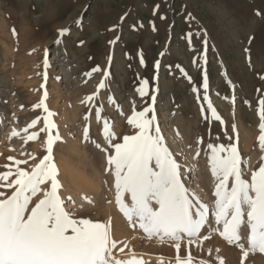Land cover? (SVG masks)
<instances>
[{"label":"rangeland","instance_id":"rangeland-1","mask_svg":"<svg viewBox=\"0 0 264 264\" xmlns=\"http://www.w3.org/2000/svg\"><path fill=\"white\" fill-rule=\"evenodd\" d=\"M63 29L67 33L60 35ZM42 97L44 106L34 107ZM262 101L264 0H0V173L14 172V160L27 161L18 167L31 171L48 154L49 134L40 129L53 113L51 134L59 139L50 145L51 161L64 211L75 219L110 222L113 240L123 236L112 249L117 260L131 261L124 257L128 248L155 256L142 264H175L177 255L189 253L191 264H219L217 258L241 264V249L222 238L216 223L218 180L208 145L223 146L221 156L234 146L244 161L241 178L250 180L264 164L258 141ZM149 106L145 119L155 116L151 129L159 128L178 163L193 210L196 200L208 209L193 243L186 236L148 238L116 203L107 158L114 155L113 144L137 131L127 122L133 112ZM34 120L35 127L23 131ZM32 133L39 135L27 140ZM82 175L97 188L81 190L70 182L73 176L80 183ZM231 183L230 177L229 188ZM49 186H40L29 210ZM0 191L11 195L13 189ZM123 202L131 203L127 194ZM248 233L247 225L241 227L245 250ZM243 264H264V253L249 251Z\"/></svg>","mask_w":264,"mask_h":264},{"label":"snow or ice","instance_id":"snow-or-ice-1","mask_svg":"<svg viewBox=\"0 0 264 264\" xmlns=\"http://www.w3.org/2000/svg\"><path fill=\"white\" fill-rule=\"evenodd\" d=\"M66 33L67 29L59 30L60 35ZM141 94L146 93L141 90ZM43 102L44 97L34 107H43ZM44 110L48 112L46 108ZM151 111L149 106L139 113L133 112L127 122L137 131L123 136L121 143L113 144L114 155L107 158L114 169L116 203L125 218L138 223L148 238L167 236L175 241L186 236L189 243H193L208 209L196 200L199 207L193 210V201L179 179L178 163L165 146L159 128L151 129L155 116L145 119ZM51 115L53 113L48 112V117ZM259 115L261 135L258 141L264 151V110ZM48 117L44 118V128L40 129L41 132L47 130L49 134L45 142L49 145L46 149L48 154L31 171L18 167L27 161L9 157L17 166L15 171L4 165L9 170L0 173V188L13 189L11 195L0 191V264H142L141 261H120L112 256V249L118 242L110 238V222L106 225L89 219H75L64 211L63 201L57 194L60 184L51 161L50 148L59 136H52L51 128L55 125H50ZM36 123V120L32 121L23 131L27 132ZM106 131L111 138L110 129L106 128ZM11 135L19 133L13 131ZM38 135L32 133L27 140H34ZM208 149V164L218 180L214 191L217 197L216 223L222 224V238L241 249L243 264L249 251L264 253V164L251 173L250 180H245L241 178L244 161L234 146L227 150L230 154L226 156L219 155L226 151L223 146L209 144ZM261 160L264 161V157ZM13 176L15 179L10 180ZM230 177L232 183L229 188ZM48 182L50 186L43 190V198L29 210L33 197L42 192L40 186ZM125 194L130 198V204L123 202ZM244 225L249 229L248 250L240 243V229ZM174 247L179 253V243ZM217 259L219 264H224L222 258ZM191 261L190 253L184 259L177 255L175 264H191ZM200 264L206 262L200 261Z\"/></svg>","mask_w":264,"mask_h":264},{"label":"bare ground","instance_id":"bare-ground-1","mask_svg":"<svg viewBox=\"0 0 264 264\" xmlns=\"http://www.w3.org/2000/svg\"><path fill=\"white\" fill-rule=\"evenodd\" d=\"M73 169V168H72ZM72 171V170H71ZM74 172V177H76V176H80L79 175V171H77V170H74L73 171ZM71 173V172H70ZM83 176V175H82ZM70 182H72L73 184H75L79 189H86V188H88V187H94L95 189L97 188V184L95 185L94 184V182H93V180L92 179H90V178H88V177H86V176H83L82 177V179H81V182L80 183H76L75 182V180H74V178H73V176H71V181ZM108 224H109V222H107ZM107 224V225H108ZM111 224V223H110ZM113 225V224H112ZM112 229H111V226H110V238L113 240V238H115V236H112L113 235V231H111ZM115 232V231H114ZM116 233V232H115ZM118 233H120V232H118ZM116 235H117V233H116ZM122 235V234H121ZM119 236V237H117L118 239H114L115 241L116 240H119V242L121 243L122 241H123V236ZM118 242V244H120ZM133 242V241H132ZM131 242V243H132ZM124 243V246H126L125 244L127 243H125V242H123ZM122 243V244H123ZM129 243V242H128ZM127 243V244H128ZM133 244V243H132ZM135 246V245H134ZM137 246V245H136ZM135 246V248H137ZM132 248V247H131ZM118 249V248H117ZM119 251V250H118ZM127 252L125 253V256L124 257H126L125 259H127V257H130V260L131 261H141L142 263H144L145 261H148V260H156L155 259V256H153V255H151V254H148V253H145V252H138L136 249L133 251H131V249H128L127 248V250H126ZM116 254H118V253H116ZM115 254V255H116ZM123 254V253H122ZM114 255V256H115ZM150 260V261H151ZM152 264H155V262H152ZM162 264V263H161ZM163 264H165V263H163Z\"/></svg>","mask_w":264,"mask_h":264}]
</instances>
